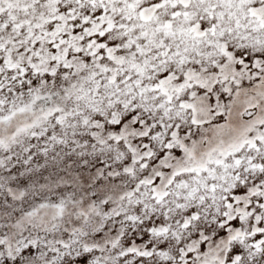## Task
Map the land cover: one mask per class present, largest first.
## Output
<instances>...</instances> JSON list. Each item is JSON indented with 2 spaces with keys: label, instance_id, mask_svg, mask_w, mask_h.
<instances>
[{
  "label": "snow or ice",
  "instance_id": "1",
  "mask_svg": "<svg viewBox=\"0 0 264 264\" xmlns=\"http://www.w3.org/2000/svg\"><path fill=\"white\" fill-rule=\"evenodd\" d=\"M0 264H264V0H0Z\"/></svg>",
  "mask_w": 264,
  "mask_h": 264
}]
</instances>
